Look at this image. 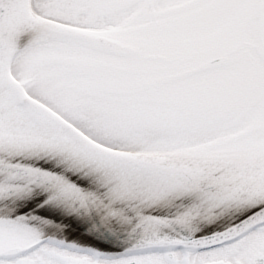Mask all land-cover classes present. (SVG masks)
Returning a JSON list of instances; mask_svg holds the SVG:
<instances>
[{"label":"snow or ice","instance_id":"1","mask_svg":"<svg viewBox=\"0 0 264 264\" xmlns=\"http://www.w3.org/2000/svg\"><path fill=\"white\" fill-rule=\"evenodd\" d=\"M0 264H264V0H0Z\"/></svg>","mask_w":264,"mask_h":264}]
</instances>
